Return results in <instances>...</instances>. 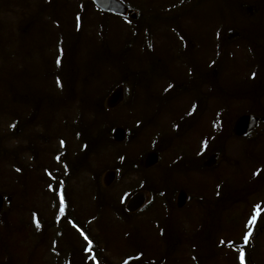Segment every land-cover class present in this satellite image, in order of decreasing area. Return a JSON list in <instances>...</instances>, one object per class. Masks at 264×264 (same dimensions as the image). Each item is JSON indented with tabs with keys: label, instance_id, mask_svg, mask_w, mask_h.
<instances>
[{
	"label": "rangeland",
	"instance_id": "obj_1",
	"mask_svg": "<svg viewBox=\"0 0 264 264\" xmlns=\"http://www.w3.org/2000/svg\"><path fill=\"white\" fill-rule=\"evenodd\" d=\"M122 1L0 0V264H264V0Z\"/></svg>",
	"mask_w": 264,
	"mask_h": 264
},
{
	"label": "trees",
	"instance_id": "obj_2",
	"mask_svg": "<svg viewBox=\"0 0 264 264\" xmlns=\"http://www.w3.org/2000/svg\"><path fill=\"white\" fill-rule=\"evenodd\" d=\"M90 2H92V4H95L97 7H99L93 0H90ZM126 3V2H125ZM127 4V3H126ZM127 6H128V8H129V10H130V12H128V13H125V14H120V16L121 15H123L124 17H126V18H130L131 19V17L132 18H134V21H138V20H136V19H142L141 18V15H142V11L140 10V9H136V8H134L133 6H131V5H129V4H127ZM101 8V7H100ZM102 9V8H101ZM250 10L253 12L254 11V7L253 6H250ZM103 11L104 12H110V13H112L113 11H109V10H104L103 9ZM115 13V12H114ZM117 15H119L118 13H117ZM131 15V16H130ZM143 17V16H142ZM232 33V32H231ZM125 45H126V43H125ZM125 45H124V47H123V53H128L129 52V50H126V48H125ZM132 51H134V49L132 50ZM123 83H126L125 81L123 82ZM127 84V83H126ZM171 104V103H170ZM6 107V106H5ZM18 114L19 113H16L15 115H17L18 116ZM146 115V114H145ZM153 114H152V112L151 113H147V116H145L144 117V119H147V118H151V116H152ZM263 118V117H262ZM152 119H154V118H152ZM17 121H19V120H17ZM140 123V122H139ZM156 124H157V126H158V129H157V131H153V137L155 138V139H158V138H160L161 137V133H162V130L163 129H165V128H161V126L163 125L162 123L161 124H158V121L157 122H155ZM165 125H166V123H164ZM18 126H19V128H18ZM14 129H12V131H11V133H14V134H16L17 133V131L20 129L21 131H22V127H21V122L20 123H16L14 126ZM116 127H121V126H114L113 127V129H112V134H111V136H112V139H113V141L114 142H118V143H124V142H126L127 140H129V139H131L132 138V134L130 133V129H129V127H125V126H122L121 128H123V130L125 131V137L123 138V139H117V138H115L114 137V135H113V132H114V129L116 128ZM18 128V129H17ZM168 129H166V130H164V133H165V135H171V129H169V127H167ZM10 133V132H9ZM201 140H203V139H201ZM212 141H214V139H210V140H207V138H206V141L204 142L205 144H206V147H210L212 144H213V142ZM87 146H89L88 145V143L87 144H83L81 147H87ZM0 147H3L2 146V143L0 142ZM178 148V147H177ZM176 148V149H177ZM150 149H152V148H150ZM161 149V147H159V148H156L155 150H147L146 152H145V154H144V156H145V159L147 158V156L151 153V152H157L158 153V159H157V164L158 163H161L163 160H164V158L166 157L165 156V154H164V152H161V151H159ZM87 150V149H86ZM207 150H208V148H207ZM199 151H200V156L203 154V152H204V150H202L201 148H199ZM220 150L219 149H217V150H214L213 151V155H217V152H219ZM62 152H66V153H68L65 149L64 150H61V153ZM60 153V154H61ZM56 154V153H55ZM198 154V150L196 151V155ZM80 155V154H79ZM191 155H194V154H191ZM199 155V154H198ZM212 155V156H213ZM143 157V156H142ZM141 157V158H142ZM202 157V158H201ZM200 158H201V160L200 161H206V159L208 158V156H205V157H203V156H201ZM207 157V158H206ZM143 159V158H142ZM58 160H61L62 162H60V164L61 165H64V166H66V163H68L69 164V166L68 167H70V169L72 168V169H74V167H75V162L74 161H72L69 157H67L66 159H65V157L64 156H60L59 158H55L54 157V161H56L57 163H58ZM117 168H118V171L120 172V171H124L123 173H125L126 171H131L130 173L131 174H135L136 172H137V170L138 169H140V164L136 161V160H132L131 158H129L127 155H125V154H121L120 153V155L117 157ZM142 161V160H141ZM164 163V162H163ZM162 163V164H163ZM83 164V162L81 161V165ZM147 168H153V166H146ZM66 169H68V170H70L69 168H66ZM45 173H51V175H52V179L53 180H55L57 177H59V176H62L61 175V172H59V173H57V176L56 175H54L53 174V170H47V171H45ZM65 179V178H64ZM67 182H68V180H67ZM153 183V182H152ZM54 187L56 188L57 187V185H55L54 184ZM59 188L57 187V189L56 190H58ZM143 189H147V190H150V198H149V200L148 201H145L144 203L142 202V204L137 208V211L138 212H141V211H144V212H146L147 210H151L153 207H154V205H156V203H155V201L157 200L156 199V197L157 198H160V197H162L164 200H168L169 199V196H168V187L167 186H165L164 188H161L160 190H158L157 191V188L154 186V183L153 184H143L142 186H140V187H138L136 190H134V189H130L129 191H126V193H127V198L129 197V196H131V198H130V200L135 196V195H137V194H139V193H142L143 191ZM134 190V191H133ZM181 191V190H180ZM60 195H61V200H60V198L58 197V201L59 202H61V201H63L64 200V197H66L67 196V193H66V191H63V186L60 188ZM59 193H58V196H59ZM133 193V194H132ZM180 193V192H179ZM3 195V197H4V194H2ZM157 195V196H156ZM162 195V196H161ZM64 196V197H63ZM68 197V196H67ZM130 200H127V201H130ZM170 200V199H169ZM127 211L128 212H134V211H131L130 209L128 210L127 209ZM91 218V217H90ZM94 218L95 217H93L92 219L94 220ZM257 219L258 218H256L253 222H252V226H251V228H250V233H254L252 236H255V235H257L260 231H262V230H264V226H260L259 225V227H256L255 228V225H257L258 226V224H257ZM43 220H41L40 218L38 219V222H42ZM255 229V230H254ZM248 232H249V230H248ZM85 234V233H84ZM87 235H89V234H87ZM86 237V236H85ZM90 238H91V236H90ZM254 243H256V241L254 240L253 241V244ZM253 247V246H252ZM92 250L94 251L95 249H92V247L90 248V250H89V252L92 254ZM95 256H96V260H95V262H97V263H99V264H108L107 262H105L103 259H102V256L100 255V251L99 250H95ZM94 258L92 257V260H93ZM129 259V261H132V264H133V262H135L134 260H133V258H131V257H129L128 258ZM246 259L247 260H249L248 259V257H246ZM141 260V259H140ZM94 261V260H93ZM250 262L252 261H254V260H249ZM120 264H123L122 262L120 263ZM138 264H144V262H142V263H139V261H138Z\"/></svg>",
	"mask_w": 264,
	"mask_h": 264
},
{
	"label": "water",
	"instance_id": "obj_3",
	"mask_svg": "<svg viewBox=\"0 0 264 264\" xmlns=\"http://www.w3.org/2000/svg\"><path fill=\"white\" fill-rule=\"evenodd\" d=\"M99 7L104 10L114 11L116 13L125 14L129 8L122 0H93ZM248 124V116H243L239 126V133H243L246 130ZM144 196L141 194L137 200V205L140 206L143 202Z\"/></svg>",
	"mask_w": 264,
	"mask_h": 264
},
{
	"label": "snow or ice",
	"instance_id": "obj_4",
	"mask_svg": "<svg viewBox=\"0 0 264 264\" xmlns=\"http://www.w3.org/2000/svg\"><path fill=\"white\" fill-rule=\"evenodd\" d=\"M250 223H251V221H250ZM245 238H247V237H245ZM241 264H243V259H242V255H241Z\"/></svg>",
	"mask_w": 264,
	"mask_h": 264
}]
</instances>
